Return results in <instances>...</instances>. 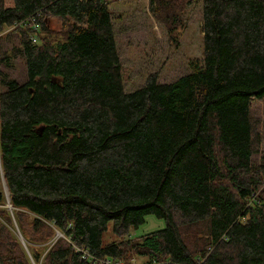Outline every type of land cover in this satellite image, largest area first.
Instances as JSON below:
<instances>
[{
	"label": "trees",
	"instance_id": "16d2710c",
	"mask_svg": "<svg viewBox=\"0 0 264 264\" xmlns=\"http://www.w3.org/2000/svg\"><path fill=\"white\" fill-rule=\"evenodd\" d=\"M194 1L203 65L128 92L109 1L0 0V264H264V0L149 7L172 39Z\"/></svg>",
	"mask_w": 264,
	"mask_h": 264
},
{
	"label": "rangeland",
	"instance_id": "374dc122",
	"mask_svg": "<svg viewBox=\"0 0 264 264\" xmlns=\"http://www.w3.org/2000/svg\"><path fill=\"white\" fill-rule=\"evenodd\" d=\"M110 8L114 10L115 36L128 92L144 86L151 73L158 74L159 82L169 83L191 73L196 65H203L202 1H194L187 6L185 23L183 21L184 25L173 34L172 39L165 24L150 11L149 0L110 1ZM51 25L54 29H61L62 20L54 17ZM19 57L20 54L17 53L16 59ZM17 63L16 69H9L14 77H18L20 70L19 60ZM251 115L256 129L257 149L253 159L261 164L264 161V100L253 102ZM1 179L3 180V177ZM263 188L264 186L261 187ZM256 194L258 196L259 191ZM164 226L163 219L150 214L145 223L131 230L130 235L141 236ZM112 227L111 222L104 233L106 243L117 238ZM17 233L20 236L18 229ZM25 241L26 244L22 240L23 245L28 249L27 240ZM145 261V258L136 255L132 258L133 264H145Z\"/></svg>",
	"mask_w": 264,
	"mask_h": 264
},
{
	"label": "built area",
	"instance_id": "2783aa9c",
	"mask_svg": "<svg viewBox=\"0 0 264 264\" xmlns=\"http://www.w3.org/2000/svg\"><path fill=\"white\" fill-rule=\"evenodd\" d=\"M106 1H120V0H106ZM32 32H31V38L33 40V42H38L39 41V32H40V28H41V25H40V22L36 19V18H33L32 19ZM154 264H157V263H154Z\"/></svg>",
	"mask_w": 264,
	"mask_h": 264
},
{
	"label": "water",
	"instance_id": "95a60500",
	"mask_svg": "<svg viewBox=\"0 0 264 264\" xmlns=\"http://www.w3.org/2000/svg\"><path fill=\"white\" fill-rule=\"evenodd\" d=\"M55 80H56V79L53 78V81H55ZM43 129H44V126L38 128V129H37V132H38L39 134H42ZM60 132H61V131H60ZM0 168H1V162H0ZM2 177H3V173H2ZM3 178H4V177H3ZM3 181H4V179H3ZM4 184H5L6 194H7L8 200H9L8 187H7L6 183H5V181H4ZM8 207H9L10 209H12V206H11L10 203H8ZM58 234H61V233L59 232ZM20 237H21V239L23 240V242L26 244V241H25V239H24V237H23V235H22L21 233H20Z\"/></svg>",
	"mask_w": 264,
	"mask_h": 264
}]
</instances>
